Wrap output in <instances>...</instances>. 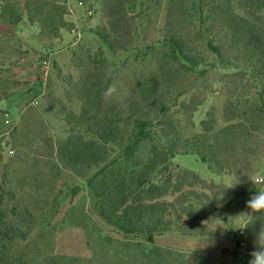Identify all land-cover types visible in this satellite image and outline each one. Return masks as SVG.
<instances>
[{"label":"rangeland","instance_id":"rangeland-1","mask_svg":"<svg viewBox=\"0 0 264 264\" xmlns=\"http://www.w3.org/2000/svg\"><path fill=\"white\" fill-rule=\"evenodd\" d=\"M39 1L45 14L33 21L26 0H0V17L14 3L20 17L0 19L1 259L201 264L160 239L233 236L239 246L219 264H248L264 223L240 229L245 201L264 188L251 182L264 177V105L253 112L264 97V0H93V16L78 0ZM154 147L175 153L150 177L180 218L151 243L104 211L120 201L114 180L146 173Z\"/></svg>","mask_w":264,"mask_h":264},{"label":"trees","instance_id":"trees-1","mask_svg":"<svg viewBox=\"0 0 264 264\" xmlns=\"http://www.w3.org/2000/svg\"><path fill=\"white\" fill-rule=\"evenodd\" d=\"M12 5L13 10L12 8L6 10V8L8 9V6L2 8L0 19L3 22L17 23L19 21L20 17L14 9L15 3ZM32 6H37L38 8L37 15L34 17H32ZM26 10L33 21L37 18H42L41 16L45 14L44 7L40 4L39 0H26ZM171 43L174 55L178 56L181 54L179 47H177L174 42ZM183 60L188 62L187 58H183ZM259 103L260 105L258 107L254 106L253 112L262 111L264 105L263 96L259 98ZM174 155L175 153H167L164 148L154 147L151 151L152 157L150 159V165L147 166L146 173L144 171V173L141 172L139 176H137V180L132 177L114 180L115 193L120 201L116 207L111 204L112 207L109 211H104L105 219L110 220L109 222L111 226L124 234L145 236L151 243L153 242L155 235L173 230L176 225L171 218L172 216L180 218L179 212L164 200L169 196L167 190L160 191V186L155 185L150 176L153 171L160 166H162L163 169H167L166 164H168L169 159ZM171 178L172 177H169L166 181L170 185L173 183ZM173 189L176 192L174 187ZM143 194H146V197L142 199L141 195ZM2 228V223H0V236H2L3 232L7 234V232H5L6 229L4 230ZM178 230L182 231L180 229ZM191 236L207 235L193 232L191 233ZM238 246L239 242L236 241V247L238 248ZM1 249H4V247ZM21 261L22 260H14L12 257L10 260L1 259L0 257V264H21Z\"/></svg>","mask_w":264,"mask_h":264},{"label":"crops","instance_id":"crops-1","mask_svg":"<svg viewBox=\"0 0 264 264\" xmlns=\"http://www.w3.org/2000/svg\"><path fill=\"white\" fill-rule=\"evenodd\" d=\"M161 244L194 250L199 253L203 262L201 264H219L226 257H230L231 253L236 248V240L232 237H222L213 240L201 238H184V237H162Z\"/></svg>","mask_w":264,"mask_h":264},{"label":"clouds","instance_id":"clouds-1","mask_svg":"<svg viewBox=\"0 0 264 264\" xmlns=\"http://www.w3.org/2000/svg\"><path fill=\"white\" fill-rule=\"evenodd\" d=\"M214 86L219 87L217 83ZM117 89L114 85L109 86L104 92L105 100L110 99ZM251 180V179H250ZM251 182L256 185L257 183H264V181H255ZM238 183V180L232 182L227 188H233L235 184ZM248 212L242 213L240 216H247L248 222L245 223L244 227L240 229L248 228L249 225L255 223L257 219L264 221V188L257 189L256 193L253 194L247 201ZM250 259L248 264H264V223H262L261 228L258 232L255 233V239L253 241V250L250 252Z\"/></svg>","mask_w":264,"mask_h":264},{"label":"built area","instance_id":"built-area-1","mask_svg":"<svg viewBox=\"0 0 264 264\" xmlns=\"http://www.w3.org/2000/svg\"><path fill=\"white\" fill-rule=\"evenodd\" d=\"M78 6L85 10L86 14L88 16H93L95 11V4L93 0L86 1V0H78ZM43 70L48 71L49 70V60L44 59L43 61ZM255 181H264V177L258 176ZM248 201V200H247ZM247 201H245V205L247 206ZM245 231L242 230L240 232V236H244ZM240 244L243 246L245 243L243 241L240 242Z\"/></svg>","mask_w":264,"mask_h":264}]
</instances>
